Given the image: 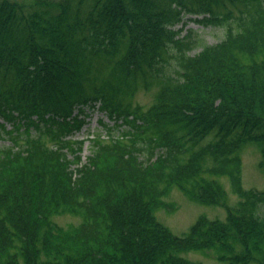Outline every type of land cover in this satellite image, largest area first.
I'll use <instances>...</instances> for the list:
<instances>
[{"label": "trees", "instance_id": "1", "mask_svg": "<svg viewBox=\"0 0 264 264\" xmlns=\"http://www.w3.org/2000/svg\"><path fill=\"white\" fill-rule=\"evenodd\" d=\"M187 16L223 40L189 56ZM139 82L159 84L146 110L126 99ZM87 109L126 128L83 161ZM0 119V264H264V193L242 188L238 154L255 142L264 162V0H0ZM221 177L225 220L183 236L156 220L174 187L225 206Z\"/></svg>", "mask_w": 264, "mask_h": 264}, {"label": "rangeland", "instance_id": "2", "mask_svg": "<svg viewBox=\"0 0 264 264\" xmlns=\"http://www.w3.org/2000/svg\"><path fill=\"white\" fill-rule=\"evenodd\" d=\"M174 28L181 30L180 37L187 36V41H191V48L187 51L189 56L197 54L203 45L212 46L219 44L223 40L226 31V28L223 26L197 25L193 21H190L188 16L181 23L175 25ZM194 40L196 42H193ZM170 69L172 72L176 71L174 67ZM165 71H167V68ZM167 73L165 72V74ZM171 74L176 75V72ZM158 88L159 84L153 83L145 89L139 82L136 84V90L132 97L129 98L127 96L126 99L132 106L146 110L153 104ZM86 112L89 113L86 117V124L79 132L72 136L75 140L84 141L80 153L83 161L90 154V139L97 135L106 137L108 134L106 129L108 128H112L111 133L114 136H117L126 128V126L115 128L113 121L103 112L90 111L88 109ZM0 123H3L1 119ZM11 127V125L6 124L5 131H10ZM9 144L8 135L5 132H0V148L7 147ZM238 154L242 161V188L244 190H256L264 193V162L262 163L260 145L255 142H247L240 148ZM217 180L225 192V206L199 204L189 200L179 189L174 187L164 198V201L171 203L175 209L172 212L164 209L155 211L156 220L176 236L185 235L201 216L210 220H225L227 215L225 207L234 206L238 202V197L231 192L227 177H221ZM52 221L60 227L67 228L80 223V218L71 213H62L53 217ZM180 256L200 264H226L215 260L212 253L206 251L185 252L181 253Z\"/></svg>", "mask_w": 264, "mask_h": 264}]
</instances>
